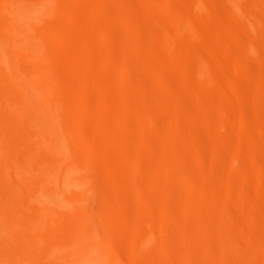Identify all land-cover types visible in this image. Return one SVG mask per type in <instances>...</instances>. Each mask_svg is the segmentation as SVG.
I'll return each instance as SVG.
<instances>
[{
    "label": "bare ground",
    "instance_id": "obj_1",
    "mask_svg": "<svg viewBox=\"0 0 264 264\" xmlns=\"http://www.w3.org/2000/svg\"><path fill=\"white\" fill-rule=\"evenodd\" d=\"M55 1L0 0V264H17L18 226L23 225L19 224L23 219L19 222L17 210L25 207L19 199L21 193L29 195L28 202L33 200L44 209L30 218L27 228L31 227L27 234L37 255L34 260L46 264H92L99 253L88 245V238L96 242L97 234L83 211L86 205L83 209L77 207L84 201L78 203L68 197L69 192L76 194L77 189L78 193L83 189L80 173L85 168L72 155L67 126L50 98L57 91L51 90L54 81L46 76L49 67L41 59L43 50L52 54L53 48L41 41L35 28L36 22L52 11ZM90 1L104 11L100 0ZM110 1L123 8L127 3ZM141 1L154 10L150 28L130 11L111 16V21L131 32L149 28L146 34L152 43L148 51L158 62L145 63L141 38L129 40L132 46L121 55L110 48L101 53L109 58L116 73L124 72L127 80L140 85L136 99L145 108L152 106L150 101L161 98V111L136 109L137 95L130 92L124 93L121 102L137 119L148 121L147 125L150 122L154 136L163 141L157 146L143 128L136 131L125 119L112 116L109 105H104L98 96L100 112L112 116L117 140L127 146L121 152L127 166L117 168L110 164V176L122 179L121 186L138 194L144 210L132 219L110 211L107 223L117 230L120 224L127 226L133 251L147 245L162 249L160 255L141 254L140 250L141 255L131 257L136 264H264V160L256 157L257 152L264 154V0H207L210 5L206 0H140L136 4ZM91 31L90 34L97 33ZM41 32L53 35L58 44L67 35L54 29ZM103 35L108 44L117 39L109 28L103 30ZM208 37L213 40L209 41L212 45L206 42ZM203 42L206 53L186 49V45L195 47ZM133 48L144 68L165 83H172L173 72L169 73L167 67H173L183 86L179 100L171 103L163 99L151 83L134 76ZM79 49L77 55L85 67H93L101 77L100 59L104 55L89 42ZM247 57L256 60V68L249 66ZM119 61L124 62L122 67ZM228 65L235 70L233 79H227ZM100 77L97 80H105ZM223 86L233 96L228 108L217 94ZM252 87L258 93L256 98L250 95ZM82 94L80 100L84 102L86 97ZM243 94L251 98L246 103L240 100ZM246 104L251 111L252 133L247 132V118L245 121L242 114ZM227 115L237 117L234 130L222 124L220 118ZM184 119L191 124L183 125ZM159 121L167 124L169 134L165 138ZM124 129L132 132V141L119 134ZM107 140L111 145L115 141L108 135ZM131 145L143 150L142 155L149 161L147 166L137 162L140 156ZM99 157L104 156L101 153ZM194 159L197 168L191 165ZM135 177L146 182L148 192L137 186ZM153 195L166 196L170 202L154 200ZM72 209L81 214L82 221L74 217ZM154 211L159 213L158 218L172 219L175 225V232H157L164 238L161 244L155 242L152 230L145 226L154 224ZM114 241L109 245L120 256V245L113 246Z\"/></svg>",
    "mask_w": 264,
    "mask_h": 264
},
{
    "label": "rangeland",
    "instance_id": "obj_2",
    "mask_svg": "<svg viewBox=\"0 0 264 264\" xmlns=\"http://www.w3.org/2000/svg\"><path fill=\"white\" fill-rule=\"evenodd\" d=\"M100 1L103 4L102 8H104V11H101V8H99L97 4H93V2H91L90 0H56L53 6V9L55 10L53 11V9H51L52 11L47 14V17H44L45 19L43 18L42 20L36 22L39 26L35 24L36 27H34L36 28L37 32L40 33L41 41L43 43L45 42L44 44L46 46L53 48V50L51 49L53 52L50 50L52 54H48V52H46L45 50H43V54L42 52L40 53L42 54L41 60L43 61V64H45L44 66L49 67V69H46L47 75L45 73L44 74L48 76V78H51L50 82L54 81L53 84H50V88L51 90L54 89L55 91H57L55 94H51L50 98L56 108L59 107L58 110L60 111L58 112L63 119V123L65 124V126H67L65 127V130L69 136V140L71 141V153L75 157L77 162L80 163V165H83L85 168L83 169L84 172L82 171L80 173V176H82L84 180V186L82 185L83 187H80L83 188L81 189L82 191L80 190V193H78L79 189H77L76 194L73 192H69L68 197L78 200V203H81L83 201L85 202H83L84 205L81 203L77 207L83 209L86 205L87 209L85 207L83 211L91 219L94 230L96 231V242L91 240V238H88V245H90L91 249L95 252H99L98 255H96L97 259L94 260L92 264H136L135 262H133L131 257L134 254L138 255L139 253H141L142 251L140 250H143L141 254L160 255L162 253V249H160L159 247L147 245L146 247L144 246L145 248L141 246L140 248L133 251L130 246V237L128 235L129 233L127 232V226H121L120 224V227H118L117 230L107 223L106 219L108 218L110 211L113 214L115 213V216L120 217L125 215V217H129L131 219L134 218L137 214H143L144 212L140 204L141 198L138 196V194L130 191L129 189H127V187L121 186L122 179L110 176V164H112V166H116L117 168H124L125 165L127 166V163H125L121 159V152L127 150V146L117 140L118 134L117 130L115 131L112 116H117L119 118L125 119V121L129 123L133 128H135L134 130L136 131L143 128L151 135L152 141L157 146L161 144L163 139L162 137L158 138L154 136L155 129L153 125L150 124V122L147 125L148 121H140L128 109L123 107L121 98L124 93L130 92L132 93V95H139L138 90L140 91V89L138 86L140 85L136 82H130V80H127V78H125L126 76L124 72L121 74L116 73L109 58L101 52H105L104 50L106 48H110L113 51L115 49L117 52H120L118 55H121L127 50V48L130 49V46H132V43L128 44L129 40L132 41L133 39L141 38L140 41L141 45L144 48V59L146 60L145 63L158 62L154 59L153 55H150L148 51L152 42L146 34V31L150 28L151 20L154 18L155 14L154 10L152 11V7L148 3L141 1L138 3L139 5L136 4V2L140 0H127L125 8L120 7L110 0ZM175 1L179 3L190 2V0ZM206 3L210 5V2H208L207 0ZM164 8H166L165 5ZM256 9L262 11V8L259 6H256ZM125 11H130L133 15L139 16L138 18H140V21L145 23H142V25H145L149 28H143L145 30L140 32L132 28L133 32H131L124 25H120L111 21V16L122 14ZM144 15L145 17H143ZM48 18H50L51 22ZM105 28H109L111 32L117 37V39L115 38V41H112L109 44L105 41V37L103 35V30ZM222 28L224 31L226 30V28ZM46 29H54L55 31L57 30L64 32L65 35L67 34L65 37V39L67 40H60L61 44H58V40L53 35L48 36L47 34H45V32H41L45 31ZM91 30H96L97 33L90 34L92 32ZM196 36L198 37V34H196ZM193 37L194 39L196 38L194 35ZM199 37L202 40L203 37L200 35ZM208 39L210 40L205 41L208 44H211L213 40H211V37H208ZM83 42H89L98 53L100 52L101 55H104L100 59V69L102 71L101 77L105 78L104 81L101 79L97 80V77L99 78L100 74H96L95 69L91 66L86 68L83 60L79 57V55H77L80 52L79 48H81V46L84 44ZM204 42L199 43L195 47H193L194 45H186V49L190 52L199 51L201 53H206V46L204 45ZM199 45L202 46L200 47ZM131 51V62L134 66V76L138 80H145L151 83V86L153 88L159 90L163 94H160L163 99L170 100L171 103L177 101V99L179 100V97L182 94L181 89L183 86L180 79L174 73L173 67H167L169 73L171 71L173 72V75H170L172 83H165L166 81H161V79L156 74H152L144 68V64L135 56L134 48ZM248 58L249 57L245 58V60H248L249 66H253V68H256L254 64V61L256 60H254L253 58ZM121 61H119V64L122 67V63L124 62ZM91 62H89L90 65ZM233 70L234 68L231 65H228L226 74L229 78L227 79H233V72L235 71ZM175 84L177 85V87ZM219 89L220 92H218L219 90L217 89V94L222 99L223 106L225 108H228V100L233 99V96L226 87L223 86ZM249 91L251 93L250 95L253 98H256L258 96L257 91L253 87ZM83 92L84 96L86 97V100H84V102L80 100ZM138 95L134 97V102L136 103L134 107L136 106V109L138 108L148 110V108H150L153 110L156 109L158 111L164 109V105L160 100L161 98L150 101L152 103V106L145 108V105H143L140 101H138V99H136ZM98 96H101L104 105H109L113 112L112 116L107 112H100L101 100L98 99ZM60 99L62 100V102H60ZM248 99L251 98L247 94H243L240 97V100L245 103ZM211 108L213 109V107ZM205 111L206 110H204V112ZM242 114L245 117V121L247 118V125L245 124L247 132L252 133L253 130H251L250 126L251 111L249 110L247 104L243 105ZM223 117H221L220 119L222 121V124L225 125L227 129L234 130L237 127L236 115L235 117L231 115H227V118L225 116ZM182 123L183 125L187 126L191 124L188 119H184ZM101 125L104 127H102ZM193 126H195L194 123ZM159 128L161 131V135L164 136L163 138L168 136L169 131L165 121H159ZM119 134H122L125 138L130 139V141H132L133 139L132 132L128 129H124ZM107 135L115 140L112 145L107 140ZM184 137L188 138L187 134H184ZM131 146L133 147V150L138 153V156H140V160L137 162L141 164V166H147L149 164V161L144 155H142L143 150H141L139 147L134 148L135 145ZM187 149V151L190 152V148L187 147ZM117 151H119V153ZM101 153L104 156L102 159L99 157ZM256 157H258L257 159L261 161L264 160V154L261 152H257ZM193 161L191 165L193 166V168H197L198 164L196 160L194 159ZM138 174L142 175L143 170L142 173L139 172ZM138 178L139 177L134 178L137 186L148 192L149 186L142 180L138 181ZM175 188L182 190L178 185H176ZM89 190L91 192H89ZM84 192L86 193V195ZM88 193L91 194L87 195ZM145 194L146 193L144 192V195ZM152 197L154 198V200H158L159 202H162L164 204H168L170 202V199L166 196L164 197L163 195H153ZM28 198L29 195L25 197L24 193H21V195L19 196L20 201H23V203H25V207L23 208V210H17L18 216H21L19 222L21 221V219H23V221L19 224L22 223L23 225L21 224V227L18 226L19 231L17 235L16 263L46 264L45 261L38 262L34 260L37 255L35 253V250H33L32 245H30L31 236L30 234H27L29 233V231L31 232V227L27 229L28 225H30V218H32L33 215L38 211L44 212V209H41L40 206H36L37 204L33 203V200L28 202L27 200H30ZM191 199L194 198L191 196ZM121 201L124 202V205ZM38 205H41V202L38 203ZM106 208L108 209L106 210ZM25 211H27V213ZM71 212L76 219H78L79 221L83 220L81 214H79L78 211L72 209ZM97 212H99V214ZM154 214L155 218L157 217L154 224H147L145 226L150 230V232L152 230L155 242L161 244L163 243L164 238L161 237L160 233L162 231H168L169 233L175 232V225L172 219L168 220L158 218L157 215H159V213H157V211H154ZM173 215H175L174 211ZM24 218L27 221H25V223H23ZM158 219L159 221H161L159 222V224ZM26 223L29 224L26 225ZM159 231L160 233L157 234V232ZM174 240L180 243V240L177 237H174ZM111 241H114L112 242L113 246L114 244L118 247L120 245V256L115 254V248L112 249L109 245Z\"/></svg>",
    "mask_w": 264,
    "mask_h": 264
}]
</instances>
